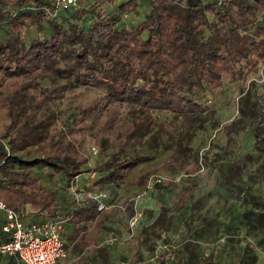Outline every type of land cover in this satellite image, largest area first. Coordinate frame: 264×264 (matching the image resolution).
I'll return each mask as SVG.
<instances>
[{
    "label": "trees",
    "instance_id": "16d2710c",
    "mask_svg": "<svg viewBox=\"0 0 264 264\" xmlns=\"http://www.w3.org/2000/svg\"><path fill=\"white\" fill-rule=\"evenodd\" d=\"M144 1L149 11L129 28L123 17L137 9L139 0H120L107 14L96 7L89 11L73 7L56 17L45 9L54 8L52 0H0V27L7 28L0 39V110L11 108V123L0 129V200L9 208L21 215L27 206L37 212L46 210L49 217L61 215L58 191L45 186L35 169L61 173L72 185L88 170L91 143L107 147L111 142H133L158 150L174 139L169 125L160 119L163 114H170L173 121L182 116L187 130L191 129V141L197 129L194 124L203 126L205 121L197 92L218 90L225 80L249 81L259 73L264 63V24L259 22L264 17V0ZM63 12L72 13L61 19ZM43 20L50 32L27 42L24 30L33 25L43 30ZM45 74L63 82L66 91L95 90L98 96L88 99L65 125L53 120L54 113L41 104L22 103L21 92L19 104L6 106L3 95L11 86L19 90L25 80ZM239 113L232 122L239 131L245 121L254 123L259 117L260 105L251 88L240 96ZM254 134L262 147L264 125L258 123ZM183 142L168 145L158 159L130 154L125 145L96 167L104 172L97 185L130 182L145 191L150 177L168 165L189 177L194 172L192 149ZM246 166L245 161L229 165L224 183L242 197V221L255 230L264 226V199L244 180ZM186 181L176 198L177 210L195 193L193 179ZM126 205L133 216V203L128 200ZM98 206L97 199L88 198L85 206H77L66 217L77 224L73 234L82 249L99 246L96 233L109 213ZM143 214L148 219L143 243L156 249L157 239L170 242L164 237L174 224L169 207L161 205L158 212L146 208ZM1 216L0 245L10 240L3 229L5 216ZM98 250L106 258L107 250ZM181 250L187 252L180 255L184 264H219L212 255L202 253L193 239L184 241ZM167 253L168 249L162 251L169 263ZM246 256L249 263L257 260L255 252ZM15 262L9 260V264Z\"/></svg>",
    "mask_w": 264,
    "mask_h": 264
},
{
    "label": "rangeland",
    "instance_id": "374dc122",
    "mask_svg": "<svg viewBox=\"0 0 264 264\" xmlns=\"http://www.w3.org/2000/svg\"><path fill=\"white\" fill-rule=\"evenodd\" d=\"M119 1L78 0L77 7L88 11L96 7L107 14L114 11ZM149 8L146 1L139 0L137 9L124 15V25L129 28L137 26L144 20ZM71 13L63 12L60 18L69 17ZM259 22L264 24V17H261ZM43 28L39 30L36 25L27 27L24 30L26 41L29 42L34 37H43L50 32L46 20H43ZM5 29L6 26L0 27V39L5 35ZM62 83L50 75H40L25 80L19 90H16L17 86H11L3 97H6V106L13 103L15 106L20 103L18 99L21 92L24 97L21 99L22 103H32L34 106L41 104L44 110L54 113L53 120L65 125L71 122L79 108H85L88 99L97 97L98 92L88 89L66 91L62 89ZM248 88L255 93L260 113L256 122L245 121L239 131L232 122L237 121L240 115L239 99L243 90ZM197 93L195 96H199L196 99L203 105L202 118L205 121L203 126H199V122L194 124L197 129L191 141L189 140L191 129L187 130V121L182 116L173 121L170 114L165 116L163 114L160 119L169 125V129L174 133V139L173 142H167V145L166 143L160 145L158 150H151L147 146H135L133 142L130 144L111 142L107 147L91 143L88 149L95 147L99 149V153L92 155L89 150L88 170L72 185L67 184L61 173L44 168L35 169L45 186L58 191L61 216L69 217V213L64 211L65 207L84 204L88 198H95L104 204L102 211L109 215L105 217L107 228L101 240L112 253L114 264H184L179 259L180 255L183 256L187 252L181 249L183 242L189 239L199 242L202 253L212 255L219 264H264V226L253 230L243 223V199L231 192L224 183L229 165L245 161L247 166L244 180L254 194L264 199V145L258 146L254 134L258 123L264 125V63L260 65L259 73L249 81L225 80L223 87L218 90L205 89ZM10 109L0 110V129L11 123ZM41 112L44 113L43 110ZM182 140L186 144L189 143L192 149L190 167L194 169L193 175L178 181L175 179L178 170L168 165L164 170L155 172L163 174L167 178L166 182L147 186L145 191H140L130 182H124L119 186L97 185L104 172L98 171L96 167L110 158L117 149L126 145L125 148L130 154L138 152V155H150L158 159L165 153L168 145L173 146ZM188 179H193L195 193L185 207L177 210V195L188 183L186 181ZM128 200L133 203V216L126 205ZM161 205L168 206L174 215V224L164 235L170 242L163 243L164 238L157 239L154 242L157 248L151 249L143 243L146 236L143 225L148 223L143 211L151 208L158 212ZM133 218H136L134 224ZM65 232L64 226L63 235L66 240ZM165 249H168L169 263L163 258L162 251ZM247 252L257 254L254 263L248 262ZM8 255L0 251V262H4ZM106 259L104 258L103 262L107 263ZM16 261L21 264L19 260Z\"/></svg>",
    "mask_w": 264,
    "mask_h": 264
},
{
    "label": "built area",
    "instance_id": "2783aa9c",
    "mask_svg": "<svg viewBox=\"0 0 264 264\" xmlns=\"http://www.w3.org/2000/svg\"><path fill=\"white\" fill-rule=\"evenodd\" d=\"M52 4L54 8H45L46 13L50 17H56L64 9L77 7L78 0H52ZM90 152L96 155L99 149L93 147ZM183 177H187V174L178 173L175 179L180 181ZM166 180L163 174L154 173L149 179L148 186L164 183ZM98 208L104 209V204L99 203ZM0 211L5 215L3 229L10 234V240L0 245V251L14 255L22 264H71L67 260L66 241L63 235L66 217L55 215L26 222L19 212L9 208L2 200ZM42 213L48 214L46 210ZM135 222L136 218H133L132 224Z\"/></svg>",
    "mask_w": 264,
    "mask_h": 264
},
{
    "label": "crops",
    "instance_id": "0c3cea01",
    "mask_svg": "<svg viewBox=\"0 0 264 264\" xmlns=\"http://www.w3.org/2000/svg\"><path fill=\"white\" fill-rule=\"evenodd\" d=\"M81 176H82V174H81ZM86 203L80 204V205H74L73 204L74 206L72 205L70 207H65L64 211H67L68 213H70L77 206H85ZM59 205H60V203H59ZM67 206H69L68 203H67ZM59 208H60V206H59ZM1 214L4 215L3 212ZM22 216L26 222L36 221V220H40V219H44V218L49 217L48 214L45 215L42 212H37V211L32 210L30 208V206L26 207ZM107 217H108V215L106 216V218ZM106 218H104L103 224L100 226L99 230L96 233V238H97L98 244H99V246L97 248L94 245H88L82 249L81 246H79L78 242H77L79 237L76 234H73V230L77 224L74 221H72L71 219H69L68 221L65 222L64 226L66 227V232H65L66 240L65 241H67L66 242V244H67V260L71 264H98L99 262H103V258L105 256H103L101 254V251L99 252V250H98L99 248H105L107 250L106 251V258L109 261V263L114 264V263H112V261H113L112 259H114L112 256V253L109 251L108 246L103 244V241L101 240L104 233H105L104 231L107 228L106 224H105ZM89 226H92V223H89ZM11 259L16 261L17 258L12 257V255L9 254L8 257L5 259V261L0 262V263L1 264H9V260H11ZM79 259H81V260H79ZM15 264H18V262L16 261Z\"/></svg>",
    "mask_w": 264,
    "mask_h": 264
}]
</instances>
